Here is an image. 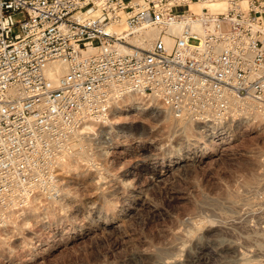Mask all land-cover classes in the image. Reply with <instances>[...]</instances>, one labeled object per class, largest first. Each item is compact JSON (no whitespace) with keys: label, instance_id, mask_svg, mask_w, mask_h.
Masks as SVG:
<instances>
[{"label":"built area","instance_id":"1","mask_svg":"<svg viewBox=\"0 0 264 264\" xmlns=\"http://www.w3.org/2000/svg\"><path fill=\"white\" fill-rule=\"evenodd\" d=\"M129 94L216 140L264 124V0H0V230L60 198L65 166L92 164L85 134Z\"/></svg>","mask_w":264,"mask_h":264},{"label":"rangeland","instance_id":"2","mask_svg":"<svg viewBox=\"0 0 264 264\" xmlns=\"http://www.w3.org/2000/svg\"><path fill=\"white\" fill-rule=\"evenodd\" d=\"M228 128L125 96L85 134L92 164L0 230V264H264V124Z\"/></svg>","mask_w":264,"mask_h":264},{"label":"bare ground","instance_id":"3","mask_svg":"<svg viewBox=\"0 0 264 264\" xmlns=\"http://www.w3.org/2000/svg\"><path fill=\"white\" fill-rule=\"evenodd\" d=\"M222 5H223L222 3H213V4L210 5V7H211V8H214V9H217V8L222 7ZM191 6H192V8H193L194 10H199L200 7H201V5H199V4H197V3H193ZM51 65H52V69H54V71H58V72L62 71L63 68H64V66H63L62 64L58 63V62L52 63ZM133 97H134V96H133ZM136 97H138V96H136ZM136 99H137V98H136ZM89 127H90V126L87 125V126H85L84 128H89ZM107 142L111 143L110 140L107 141ZM107 142H106V143H107ZM104 146H105V145H104ZM93 168H94V167H93ZM95 168L97 169L98 167L95 166ZM67 169H69V168H67ZM102 178H103V177H102ZM28 213L30 214L29 211H24V212H22V215L26 216V215H28ZM26 244H27V243H26Z\"/></svg>","mask_w":264,"mask_h":264}]
</instances>
